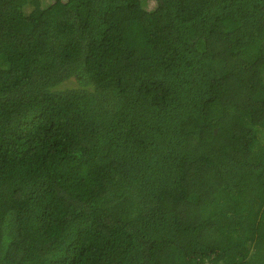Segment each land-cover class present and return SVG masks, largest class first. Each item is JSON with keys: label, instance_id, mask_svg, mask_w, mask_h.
Wrapping results in <instances>:
<instances>
[{"label": "trees", "instance_id": "obj_1", "mask_svg": "<svg viewBox=\"0 0 264 264\" xmlns=\"http://www.w3.org/2000/svg\"><path fill=\"white\" fill-rule=\"evenodd\" d=\"M0 264H264V0H0Z\"/></svg>", "mask_w": 264, "mask_h": 264}, {"label": "rangeland", "instance_id": "obj_2", "mask_svg": "<svg viewBox=\"0 0 264 264\" xmlns=\"http://www.w3.org/2000/svg\"><path fill=\"white\" fill-rule=\"evenodd\" d=\"M50 1H52V0H46V2H50ZM152 4H153L152 2H149V3H148V7H151Z\"/></svg>", "mask_w": 264, "mask_h": 264}]
</instances>
